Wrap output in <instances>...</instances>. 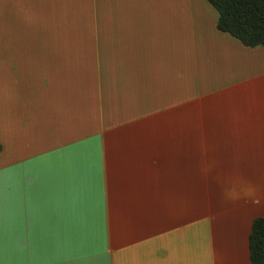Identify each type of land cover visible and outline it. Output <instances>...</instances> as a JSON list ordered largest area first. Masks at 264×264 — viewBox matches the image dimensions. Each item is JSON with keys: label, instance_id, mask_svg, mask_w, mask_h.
<instances>
[{"label": "crops", "instance_id": "crops-1", "mask_svg": "<svg viewBox=\"0 0 264 264\" xmlns=\"http://www.w3.org/2000/svg\"><path fill=\"white\" fill-rule=\"evenodd\" d=\"M207 0H0V264H251L264 47Z\"/></svg>", "mask_w": 264, "mask_h": 264}, {"label": "trees", "instance_id": "trees-1", "mask_svg": "<svg viewBox=\"0 0 264 264\" xmlns=\"http://www.w3.org/2000/svg\"><path fill=\"white\" fill-rule=\"evenodd\" d=\"M218 14L217 29L247 47H264V0H207ZM1 150V146H0ZM251 264H264V217L253 221Z\"/></svg>", "mask_w": 264, "mask_h": 264}]
</instances>
